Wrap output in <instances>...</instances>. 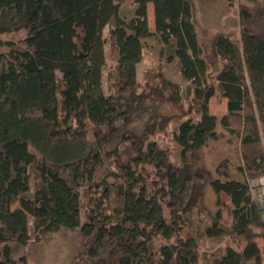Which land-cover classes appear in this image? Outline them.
Returning <instances> with one entry per match:
<instances>
[{
	"label": "trees",
	"instance_id": "1",
	"mask_svg": "<svg viewBox=\"0 0 264 264\" xmlns=\"http://www.w3.org/2000/svg\"><path fill=\"white\" fill-rule=\"evenodd\" d=\"M238 17L236 44L200 36L193 0H0V264L61 230L85 264H264V0Z\"/></svg>",
	"mask_w": 264,
	"mask_h": 264
},
{
	"label": "rangeland",
	"instance_id": "2",
	"mask_svg": "<svg viewBox=\"0 0 264 264\" xmlns=\"http://www.w3.org/2000/svg\"><path fill=\"white\" fill-rule=\"evenodd\" d=\"M240 0H193L196 9V19L198 31L202 38H206L210 33H222L227 36L233 43L239 44L240 39V26L238 17V6ZM136 6H119V16L130 18L134 15ZM147 14L150 29H154L153 24V10L152 5L147 4ZM112 24V21L109 25ZM109 25L104 29L105 35L109 30ZM23 37V33L9 34L3 37L4 40L16 39ZM151 56L145 50L143 57L138 64L136 73L139 78L143 69L146 68L150 62ZM107 65L110 61L107 59ZM162 68L166 77L173 82L177 83L183 95L186 92V83L179 75L178 63L174 61L171 64L162 62ZM105 73L103 72V85L105 84ZM176 113L174 109H169V113ZM209 112L214 116H222L226 112V103L220 96H214L209 101ZM166 143L169 148V160L173 165H177L176 156L172 151V143L169 137L166 138ZM221 144V143H220ZM216 145L206 152V164L210 169H213L217 164L219 158L223 155L222 145ZM256 180V179H255ZM253 200L258 203L260 200V208L263 209L264 217V177L261 178L258 185L254 184L251 189ZM213 196L210 192L206 193V203L209 207L213 204ZM224 200V197H222ZM225 222H227L226 211L222 212ZM33 241V239L31 240ZM225 243V242H223ZM227 243V241H226ZM259 248H262V242L257 241ZM87 245L84 240L67 230H61L58 233L48 234L41 238L40 242L36 245L29 246L26 250V256L29 264H85V251Z\"/></svg>",
	"mask_w": 264,
	"mask_h": 264
},
{
	"label": "built area",
	"instance_id": "3",
	"mask_svg": "<svg viewBox=\"0 0 264 264\" xmlns=\"http://www.w3.org/2000/svg\"><path fill=\"white\" fill-rule=\"evenodd\" d=\"M263 179V178H262ZM261 179H256L254 181H251L250 185H251V188L254 186V184L258 185L259 182H260ZM258 205H260V200H258Z\"/></svg>",
	"mask_w": 264,
	"mask_h": 264
}]
</instances>
